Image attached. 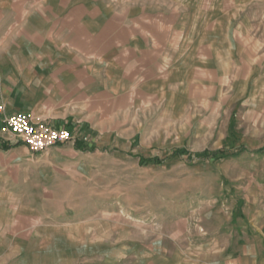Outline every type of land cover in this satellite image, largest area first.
Listing matches in <instances>:
<instances>
[{"label":"crops","instance_id":"0c3cea01","mask_svg":"<svg viewBox=\"0 0 264 264\" xmlns=\"http://www.w3.org/2000/svg\"><path fill=\"white\" fill-rule=\"evenodd\" d=\"M209 1L0 0V246L72 208L109 154L129 150L132 114L205 92L223 12ZM16 112L86 137L33 153L3 122ZM249 174L223 177L206 245L218 264H264V185Z\"/></svg>","mask_w":264,"mask_h":264},{"label":"rangeland","instance_id":"374dc122","mask_svg":"<svg viewBox=\"0 0 264 264\" xmlns=\"http://www.w3.org/2000/svg\"><path fill=\"white\" fill-rule=\"evenodd\" d=\"M215 2L220 46L205 92L132 114L141 127L128 129L126 154L111 152L72 208L2 242L0 264L220 262L206 245L223 177L246 183L249 172L264 185V0ZM71 131L72 141L86 137Z\"/></svg>","mask_w":264,"mask_h":264},{"label":"built area","instance_id":"2783aa9c","mask_svg":"<svg viewBox=\"0 0 264 264\" xmlns=\"http://www.w3.org/2000/svg\"><path fill=\"white\" fill-rule=\"evenodd\" d=\"M3 109L0 106V115ZM8 130L25 144L33 153H39L52 146L71 142L72 131L67 128H54L34 119L31 112H16L2 117Z\"/></svg>","mask_w":264,"mask_h":264},{"label":"trees","instance_id":"16d2710c","mask_svg":"<svg viewBox=\"0 0 264 264\" xmlns=\"http://www.w3.org/2000/svg\"><path fill=\"white\" fill-rule=\"evenodd\" d=\"M4 147H9V145L8 146H4Z\"/></svg>","mask_w":264,"mask_h":264}]
</instances>
